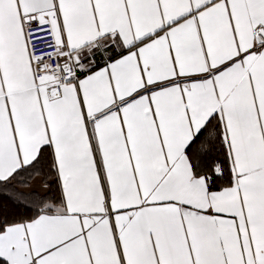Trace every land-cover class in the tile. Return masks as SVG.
Here are the masks:
<instances>
[{
	"label": "snow or ice",
	"instance_id": "obj_1",
	"mask_svg": "<svg viewBox=\"0 0 264 264\" xmlns=\"http://www.w3.org/2000/svg\"><path fill=\"white\" fill-rule=\"evenodd\" d=\"M0 264H264V0H0Z\"/></svg>",
	"mask_w": 264,
	"mask_h": 264
}]
</instances>
